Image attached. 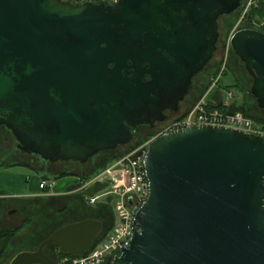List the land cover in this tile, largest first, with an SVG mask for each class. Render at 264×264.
<instances>
[{"label":"water","instance_id":"water-1","mask_svg":"<svg viewBox=\"0 0 264 264\" xmlns=\"http://www.w3.org/2000/svg\"><path fill=\"white\" fill-rule=\"evenodd\" d=\"M242 3L0 0V126L41 163H87L129 143L179 111L214 57L219 18ZM230 43L264 108V32L241 28ZM149 143L133 233L94 264H264V139L197 125ZM101 226L65 224L8 264H61L46 245L81 254Z\"/></svg>","mask_w":264,"mask_h":264},{"label":"crops","instance_id":"crops-1","mask_svg":"<svg viewBox=\"0 0 264 264\" xmlns=\"http://www.w3.org/2000/svg\"><path fill=\"white\" fill-rule=\"evenodd\" d=\"M210 79L211 77L204 82L208 83ZM205 83L199 85L203 87ZM217 88H220V86L213 87L211 95L213 94L217 98L225 97L222 93L223 91L225 94V89L220 88V90H217ZM202 89L200 86L195 88L191 99L196 100ZM123 149L118 147L113 152H109L107 157L119 155L123 152ZM76 162L59 161L56 163L39 162V164H31L22 161L23 168L35 172L31 177L23 172H0V231L16 228L27 219L31 221L13 239L0 264H8L17 252L37 249L40 243L57 228L75 221L86 218L100 220L102 226L96 236L100 240L105 239L114 231L116 215L112 210L113 205L111 207L105 203H100L99 201L104 198L98 199L95 204H89L87 198L107 190L109 188L108 183L104 181L88 184L89 186L85 189L82 188L85 183L79 184V186L72 184L71 187L65 188L66 178L59 180V177L57 179L53 178L63 172L76 175L80 173L83 174L82 176L88 177L103 164H97V162H91L90 160L83 164ZM72 163H76V166ZM75 170L77 172H74ZM81 175H78L79 179ZM42 179H53L55 181L54 189L52 187L41 190L40 187H37ZM106 203H108L107 200ZM4 245V240L0 238V254L4 249ZM54 249V246H48L45 252L57 258L58 255L54 252Z\"/></svg>","mask_w":264,"mask_h":264},{"label":"built area","instance_id":"built-area-1","mask_svg":"<svg viewBox=\"0 0 264 264\" xmlns=\"http://www.w3.org/2000/svg\"><path fill=\"white\" fill-rule=\"evenodd\" d=\"M74 2H81L70 0ZM117 2L118 0H105ZM260 0H247L242 4V16L239 20L246 19V14L251 9V5H257ZM259 28L264 29V20ZM215 84V83H214ZM234 98L231 90H226V98L211 97V93L206 92L199 97L187 109L167 120L157 133L141 142L138 146L128 150L119 156L114 162L101 170L89 182L108 183V189L95 196L88 198L89 204H95L98 199L104 198L111 201L116 215V226L114 231L96 243H92L83 253L78 255H63L60 257L61 264H94L100 262L115 253L125 244L133 233V223L136 213L142 207L150 194V184L145 169V158L148 153L149 142L158 136L197 125H211L217 127H227L238 129L247 133L256 134L264 139V127L252 116L246 115L243 111L234 110ZM55 181L42 179L39 183L41 190L52 188ZM86 187L87 185L84 184Z\"/></svg>","mask_w":264,"mask_h":264},{"label":"rangeland","instance_id":"rangeland-1","mask_svg":"<svg viewBox=\"0 0 264 264\" xmlns=\"http://www.w3.org/2000/svg\"><path fill=\"white\" fill-rule=\"evenodd\" d=\"M246 1L247 0H243V4H245ZM251 6L255 7L254 4ZM241 16H242V10L240 8L237 12H235L232 15H224V16L220 17V19L218 21L219 22V38H218V42H217V46H218L217 50L218 51L215 52L213 59L210 60L209 63H207L204 70L200 74H198L197 76L194 77L193 87L191 88L192 89L191 92L187 95L185 100L181 102L179 111L173 112L171 114L170 119L175 117V115H178L180 112L183 113V111L185 109L190 107L191 101L193 100V99H191V96L193 95L195 88H197L199 86L202 87L199 84L205 83L204 81H207V79L209 77H211V74L215 73L218 68H220V70H221L220 74L223 72L224 69H227V70L229 69L228 73H225V75H223V76L220 75V77H222L221 81H220V85L231 84L234 78L240 79L243 82V87L248 90V92L245 93V99L248 100V102L250 104L249 106L252 107L251 110L257 111V109H260L257 105L256 100H254V97L250 92V90H251L250 86L253 83V78L249 73H247L248 71L245 67V63L243 61H241L240 57L235 53L233 48H231L232 46H231L230 40H231L232 34L241 28L250 27V28H255V29L263 31L264 29L259 28V26H261V22L264 19L248 20L247 23L244 20L239 22ZM217 90H220V88H217ZM231 91L234 93V99L236 96H238V98L242 97L241 93L238 92L237 90L234 89ZM222 93L225 96L223 98H226V91H225V94L223 91H222ZM234 99H231L229 101L234 103L235 102ZM263 112L264 111H262V113ZM256 116H257V114H256ZM262 117L264 118V115ZM141 130H146V129H141ZM157 131H159V130L151 131V132L146 131L142 137L144 139V138L149 137L151 134V136L149 137V138H151L157 133ZM136 141H138V139H136ZM128 145L129 144L120 145V146H124V148L126 147L125 149H123V151H126L129 149L128 147L130 145L129 146ZM15 147H16V139H15L14 135H12V132L10 130H8L5 126H0V162L22 163V161H25V162H30L31 164H39L38 157H36L34 155L23 154L20 151L16 150ZM110 151L111 150L102 151V152H100L101 154H99V156L97 155V156L91 158L90 161L91 162H97V164L105 163L107 156H108ZM76 163L80 164V162H76ZM76 163H72V164H74L76 166ZM23 166H24V164L20 165V166H15V167L10 168V169H5V168L0 167V169H1L0 172L1 171L23 172V173H26L28 177H31L32 175L35 174V172L33 170L28 169V168H23ZM74 172H77V171L75 170ZM78 175H81V174L78 173ZM78 175L73 174V173H69V174L63 175L61 178L59 177L58 180L66 178L67 184L65 185V188H67V187H71L72 184H76L79 181ZM92 179L93 178L88 180V182L86 181L85 184L87 186H89L88 184ZM53 189H54V187H53ZM99 202L105 203V204L110 206V204L106 203L105 199H101ZM56 254L59 257L61 256L60 253H56Z\"/></svg>","mask_w":264,"mask_h":264},{"label":"trees","instance_id":"trees-1","mask_svg":"<svg viewBox=\"0 0 264 264\" xmlns=\"http://www.w3.org/2000/svg\"><path fill=\"white\" fill-rule=\"evenodd\" d=\"M76 1V0H75ZM77 1H87V0H77ZM91 1H100V0H91ZM237 12V11H236ZM234 14V13H233ZM230 15H232V14H230ZM238 16V15H237ZM220 19V18H219ZM259 19H264V0H260V3L258 4V6L256 5L255 7H252L249 11H248V13L246 14V19L244 20V21H246V23L248 22V20H259ZM264 31V30H263ZM228 71H229V69L227 70V69H224L223 70V72L220 74V72H221V70H220V68H218L217 70H216V72L215 73H213V74H211V79L209 80V82L207 83H205L204 85H203V87H201V88H203L202 89V92H201V94L196 98V100L199 98V97H201L203 94H205L206 92H209V93H212V89H213V87H216V86H219L220 85V81H221V78L222 77H219V79H218V81L216 82V84L215 85H213L214 84V82H215V80L217 79V77L219 76V75H225V73H228ZM248 73V72H247ZM219 74V75H218ZM220 88H222V89H225V91L226 90H237L238 92H240L241 93V95H242V97L241 98H236L235 99V102L233 103V106H232V108L234 109V110H240V111H243V113H245L246 115H250V116H252L253 118H255L260 124H261V126H263L264 127V118L262 117L263 115H264V112L262 113V111H264V108H260L259 106V108L260 109H257V111L255 110V111H253V110H251L252 109V107H250L249 105V102H248V100H246L245 99V93H247L248 92V90L247 89H245L244 87H243V82L240 80V79H238V78H234L233 79V81H232V83L231 84H224V85H220ZM251 92V91H250ZM252 94V93H251ZM212 96H214L213 94L211 95V97ZM254 97V96H253ZM255 98V97H254ZM195 99H193L192 101H191V105L194 103V101H196ZM255 100V99H254ZM190 105V106H191ZM256 114H257V116H256ZM260 115V116H259ZM145 133V132H144ZM153 135V134H152ZM150 136H151V134H150ZM149 136V137H150ZM149 137H147V138H144L143 139V137H140L139 139H138V141H134V142H131V143H128L129 145V149L128 150H130V149H133V148H135L136 146H138L141 142H143V141H145L146 139H148ZM118 147H121V148H124V146H119L118 145ZM118 147L117 148H115V149H111V151L110 152H113V150H116V149H118ZM126 148V147H125ZM124 148V149H125ZM128 150H126V151H123L122 153H120L119 155H116V156H110V157H107V159H106V162L105 163H103L97 170H94V172L90 175V176H88V177H85V176H80V180L77 182V184H75V185H78L79 186V184H83V183H85L86 181H88V180H90L91 178H93L97 173H99L100 172V170H103L104 168H106L110 163H112V162H114L116 159H118L119 158V156H122L124 153H126ZM103 151H106V150H103ZM100 153V152H99ZM37 157V156H36ZM20 165H23L22 163H9V162H0V167H2V168H5V169H10V168H13V167H15V166H20ZM69 172H63V173H61V174H59V175H57V176H55V177H53L54 179H57L58 177H62L63 175H66V174H68ZM84 188V187H83ZM85 189V188H84ZM108 204H110V206L112 207V203H111V201H109L108 200ZM113 208V207H112ZM30 220L29 219H27V220H25L20 226H17L16 228H10V229H3V230H1L0 231V238H2L3 240H4V243H5V245H4V249L2 250V253L0 254V261H2V259H3V257L5 256V254L7 253V250H8V248L10 247V245H11V242L13 241V239L15 238V237H17V235L21 232V231H23L25 228H26V226L27 225H29L30 224ZM98 241H100V239H98L97 237H95L94 238V240H93V243H96V242H98ZM48 246H54V252L55 253H60V255H70L69 253H67V252H65V251H63V250H61L56 244H49V245H46L45 246V248H44V250L46 251V248L48 247ZM44 251V252H45ZM47 253V252H46ZM49 255V254H48ZM51 256V255H50ZM59 257V256H58ZM54 258L55 260H58L59 258Z\"/></svg>","mask_w":264,"mask_h":264},{"label":"flooded vegetation","instance_id":"flooded-vegetation-1","mask_svg":"<svg viewBox=\"0 0 264 264\" xmlns=\"http://www.w3.org/2000/svg\"><path fill=\"white\" fill-rule=\"evenodd\" d=\"M216 51H218V50H216ZM170 118H171V114L168 115V117L166 118V120H164L163 122H157L154 127L143 126V125L142 126H139L138 129H137L138 130L137 135L129 143L134 142V141H136V139H139L140 137H142L143 134H144V132H146V131H149V132L156 131L158 128H160ZM141 129H146V130H141ZM16 144H17V142H16ZM23 154H25V153H23ZM99 154H101V153H98L95 156H97V155L99 156ZM26 155H31V154H26ZM95 156H93V157H95Z\"/></svg>","mask_w":264,"mask_h":264},{"label":"bare ground","instance_id":"bare-ground-1","mask_svg":"<svg viewBox=\"0 0 264 264\" xmlns=\"http://www.w3.org/2000/svg\"><path fill=\"white\" fill-rule=\"evenodd\" d=\"M146 159V158H145Z\"/></svg>","mask_w":264,"mask_h":264}]
</instances>
